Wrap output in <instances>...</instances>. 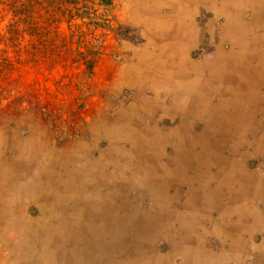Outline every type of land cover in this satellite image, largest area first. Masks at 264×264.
I'll use <instances>...</instances> for the list:
<instances>
[{
  "label": "rangeland",
  "instance_id": "rangeland-1",
  "mask_svg": "<svg viewBox=\"0 0 264 264\" xmlns=\"http://www.w3.org/2000/svg\"><path fill=\"white\" fill-rule=\"evenodd\" d=\"M117 2L111 0L106 9L99 0L86 1L89 17L103 14L108 20L85 36L63 26L61 37L70 42V49L57 48L54 68L44 61L38 67L29 62L32 50L25 38L21 76L0 83L6 92H0V264H70V255L82 259L75 252L86 248L88 257L80 264L130 260L150 264L156 259L164 264L165 255L155 252L164 244L163 239L155 245L164 236L163 230L158 231L160 223L153 227L157 214L165 220L167 210L171 222L180 220L182 211L172 206L179 198L184 202L176 203L177 208H183L187 198L197 208L199 194L203 199L204 190L220 185L219 167H228L225 183L230 179L229 186L220 185L226 193L222 197L238 200L230 178L237 165L212 166L219 152L214 141L221 134L220 117L186 115L174 96L165 100L151 83L140 84L143 89L136 85L133 66L128 64L133 54L123 47L125 42L136 45L140 38L117 25ZM205 17L202 12L201 21ZM5 25L6 21L0 22V33ZM82 38L85 47L79 44ZM219 39L207 35L190 50L195 75L208 77L202 68L209 56L205 64L217 55V61L229 66L232 55L231 60L241 53L254 60L261 55L256 46L230 54L225 52L229 41ZM220 44L223 50L218 52ZM156 47L138 64L153 59L154 65L161 56V47ZM216 96L210 98L212 105L219 99ZM51 160L57 167L49 165ZM237 185L249 192L257 181L241 180ZM34 187L44 190L45 196H34ZM157 192L161 196L154 203ZM18 256L24 257L23 262Z\"/></svg>",
  "mask_w": 264,
  "mask_h": 264
},
{
  "label": "crops",
  "instance_id": "crops-1",
  "mask_svg": "<svg viewBox=\"0 0 264 264\" xmlns=\"http://www.w3.org/2000/svg\"><path fill=\"white\" fill-rule=\"evenodd\" d=\"M202 12L203 16L208 15L202 19L203 22ZM114 15L117 25L135 32L140 38L136 45L125 42L123 47L124 51L129 50L133 54L128 64L133 66L131 73H134L136 85L142 88L143 85L140 84L148 81L152 85L155 84L159 91L158 95L164 93L165 100L170 95L174 96L176 104L180 102L179 109L186 115L191 114L192 117L205 115V118L209 115L219 116L220 120L217 122L220 123L218 129L221 134L218 137L219 142L214 141L219 152L217 157H214L217 164L212 161V166L228 162L237 165L235 169L238 174L236 172L230 174V178H234V181L232 179L231 181L235 183L233 192H237L239 196L237 201V196L222 197L226 193L220 185L229 186L230 179L228 178L225 183L224 174H227L228 167H219L220 185L213 190H204L203 199L199 194L197 208L190 206L189 198L183 208H177L176 203L184 202V198H179L172 202L174 203L172 206L178 212L182 211L180 216L177 215L180 220L171 222L167 210L165 220H161L157 214L153 227L160 223L161 228L158 231L163 230L164 233L161 234L165 237L155 241L156 245L159 240L164 239V244L158 252L155 250L156 255H165L164 264H264V0H118ZM218 21H221V24L217 26ZM207 35L213 37L217 35L220 38L219 43L229 41L230 49L225 52L230 54L246 52L247 49L250 51L254 46L261 48L259 51L263 59L258 55V60H254L251 54L246 56V53H241L239 59L231 60L235 55L231 56L229 59L231 64L228 66L217 61L215 55L211 58L213 61L206 65L209 56V59H205L206 62L200 60L204 61L202 69L205 67L204 71L208 77L195 75L196 72H191L195 64L189 63V57L191 58L189 53L195 46L201 44ZM156 45L161 47V56L155 59V65L151 63L153 59L139 65L138 62L143 60L141 56L153 48L158 49ZM217 50L218 52L223 50L221 44ZM242 58H245L244 61ZM149 72L154 75L148 74ZM139 79L143 81L140 82ZM191 81L197 84L201 82V87L195 89L188 86ZM191 88L196 91L194 94L189 91ZM205 88L209 91L207 92ZM213 94L219 99L212 105L209 98H212ZM138 107L145 110L142 104ZM227 116L230 118L223 119ZM223 133L225 137L222 136ZM227 134L229 136L226 138ZM199 146L202 148L203 144ZM49 165L57 167L52 160ZM241 180H256V189L255 186H251L249 192L248 187L241 189L237 185ZM33 194L45 196V191L35 188ZM155 194L153 201L158 203L156 197L159 192ZM159 212L163 213V210ZM84 251L75 253L84 260L88 257ZM75 255H70L68 259L72 261L70 264H80L79 261H83L81 258H75ZM23 258L18 256L17 260L23 262ZM126 263L142 264L131 260ZM13 264L17 263L14 261ZM150 264H158L157 259Z\"/></svg>",
  "mask_w": 264,
  "mask_h": 264
},
{
  "label": "trees",
  "instance_id": "trees-1",
  "mask_svg": "<svg viewBox=\"0 0 264 264\" xmlns=\"http://www.w3.org/2000/svg\"><path fill=\"white\" fill-rule=\"evenodd\" d=\"M86 1L0 0V22L6 21L0 33V46L3 45L0 48V83H8L15 74L21 76L20 70L25 63L21 57L26 49L25 38L29 39L32 50L29 62L38 67L44 61L54 68L57 48L70 49V42L61 37L63 26L68 32L76 30L79 36L90 35L91 29L104 26L107 17L103 14L98 19L89 17ZM99 1L110 9L111 0ZM79 44L85 47L87 42L82 38ZM9 52L14 55L9 56ZM3 85L0 92L4 93Z\"/></svg>",
  "mask_w": 264,
  "mask_h": 264
},
{
  "label": "bare ground",
  "instance_id": "bare-ground-1",
  "mask_svg": "<svg viewBox=\"0 0 264 264\" xmlns=\"http://www.w3.org/2000/svg\"><path fill=\"white\" fill-rule=\"evenodd\" d=\"M186 19H187V18H186ZM194 28H195V27H194ZM184 35H185V34H184ZM187 35H188V34H187ZM185 36H186V35H185ZM182 38H184V37L182 36ZM191 40H192V39H191ZM195 41H196V39H195ZM177 42H178V41H177ZM174 43H175V42H174ZM174 43H173V46H174ZM170 44H171V43H170ZM168 45H169V44H168ZM177 45H178V44H177ZM170 46H171V45H170ZM178 47H179V46H178ZM176 48H177V47H176ZM178 49H179V48H178ZM260 51H261V50H260ZM174 52H175V50H174ZM247 52H248V51H247ZM223 53H224V52H223ZM247 54H249V53H247ZM247 54H246V55H247ZM182 55H183V54H182ZM256 55H257V53H256ZM183 56H184V55H183ZM218 56H219V55H218ZM223 56H224V55H223ZM232 56H233V55H232ZM260 56L263 58L262 54H261ZM181 57H182V56H181ZM240 57H241V56H240ZM184 58H185V57H184ZM181 59H182V58H181ZM162 60H163V59H162ZM227 60H228V59H227ZM256 60H257V59H256ZM159 61H160V60H159ZM176 61H177V60H176ZM186 61H187V60H186ZM220 61H221V60H220ZM230 61H231V60H230ZM151 62H152V61H151ZM181 62H182V61H181ZM225 62H228V61H225ZM158 63H159V62H158ZM218 63H219V62H218ZM218 63H217V64H218ZM154 65H155V64H154ZM156 65H158V64H156ZM159 65H160V63H159ZM179 65H180V64H179ZM206 65H208V64H206ZM173 66H174V65H173ZM195 66H196V65H195ZM204 66H205V65H204ZM146 67H147V66H146ZM152 67H153V66H152ZM158 67H159V66H158ZM160 67H162V66H160ZM175 67H176V66H175ZM198 67H199V66H198ZM210 67H211V66H210ZM201 68H202V67H201ZM204 68H205V67H204ZM208 68H209V67H208ZM147 69H148V68H147ZM165 69H166V68H165ZM172 69H173V67H172ZM172 69H171V70H172ZM175 69H176V68H175ZM231 69H232V68H231ZM139 70H140V69H139ZM158 70H159V69H158ZM166 70H167V69H166ZM177 70H178V69H177ZM181 70H182V69H181ZM189 70H190V68H189ZM208 70H209V69H208ZM214 70H215V69H214ZM168 71H170V69H169ZM174 71H175L174 75H176V70H174ZM200 71H202V70H200ZM203 71H204V69H203ZM211 71H212V70H211ZM211 71H210V73L213 72V71H212V72H211ZM156 72H157V71H156ZM156 72H155V73H156ZM158 72H159V71H158ZM161 72H162V71H161ZM189 72H190V71H189ZM191 72H192V71H191ZM169 73H170V72H169ZM192 73H193V72H192ZM136 74H138V73H136ZM146 74H147V73H146ZM148 74H152V73L149 72ZM148 74H147V75H148ZM162 74H163V73H162ZM189 74H190V73H189ZM189 74H188V75H189ZM194 74H195V73H194ZM213 74H214V73H213ZM220 74H221V73H220ZM152 75H154V74H152ZM159 75H161V74H159ZM180 75H181V74H180ZM222 75H223V74H222ZM149 76H150V75H149ZM156 76H157V75H156ZM156 76H153V77L155 78ZM162 76H163V75H162ZM167 76H168V75H167ZM210 76H211V75H210ZM210 76H209V77H210ZM215 76H216V75H215ZM218 76H219V75H218ZM224 76H225V75H224ZM229 76H230V75H229ZM231 76L233 77L232 73H231ZM142 77H143V76H142ZM168 77H170V76H168ZM176 77H177V75H176ZM183 77H185V76H183ZM205 77H206V76H205ZM213 77H214V76H212L211 78L213 79ZM222 77H223V76H222ZM225 77H227V76H225ZM147 78H148V77H147ZM149 78H150V77H149ZM159 78H160V77H159ZM181 78H182V77H181ZM217 78H218V77H217ZM220 78H221V77H220ZM143 79H146V78H143ZM143 79H142V80L139 79V81H140V80L143 81ZM161 79H162V78H161ZM163 79H164V78H163ZM215 79H216V78H215ZM223 79H224V77H223ZM167 80H169V79H167ZM230 80H231V79H230ZM139 81H138V82H139ZM141 81H140V82H141ZM147 81H148V80H147ZM155 81H157V79H156ZM164 81H165V79H164ZM164 81H163V82H164ZM177 81H178V80H177ZM215 81H216V80H215ZM219 81H220V80H219V78H218V82H219ZM148 82H149V81H148ZM161 82H162V81H161ZM168 82H169V81H168ZM179 82H180V81H179ZM205 82H207V81H205ZM205 82H204V83H205ZM227 82H228V81H227ZM156 83H157V82H156ZM164 83H165V82H164ZM175 83H178V82L175 81ZM236 83H237V82H236ZM157 84H158V83H157ZM161 84H162V83H161ZM165 84H166V83H165ZM169 84H170V82H169ZM180 84H181V82H180ZM222 84H225V83H222ZM154 85H155V84H154ZM162 85H164V84H162ZM172 85H173V84H172ZM184 85H185V84H184ZM176 86H177V85H176ZM178 86H180V85H178ZM188 86H191L192 88L197 89V88L201 87V82H200L199 84H197L196 82L191 81V82L189 83ZM223 86H224V85H223ZM167 87H168V86H167ZM173 87H175V86H173ZM192 88H191L189 91H190L192 94H194L196 91H195L194 89H192ZM212 88H213V87H212ZM221 88H222V87H221ZM224 88H225V86H224ZM229 88H230V87H229ZM172 89H173V88H172ZM172 89H171V90H172ZM180 89H181V88H180ZM206 89H207V88H206ZM227 90H228V88H227ZM197 91H198V90H197ZM208 91H209V90L207 89V92H208ZM170 92H171V91H170ZM173 92H174V91H173ZM173 92H172V94H173ZM211 92H212V90H211ZM221 92H222V91H221ZM174 93H175V92H174ZM181 93H182V92H181ZM209 93H210V92H209ZM227 93H228V92H227ZM234 94H235V93H234ZM174 95H175V94H174ZM182 95L184 96V94H182ZM203 95H204V94H203ZM178 96H179V95H178ZM189 96H190V95H189ZM219 96H220V95H219ZM179 97H181V96H179ZM185 97H186V96H185ZM185 97H184V98H185ZM177 98H178V97H177ZM186 98H187V97H186ZM189 99H190V97H189ZM205 99H206V98H205ZM183 100H184V99H183ZM206 100H207V99H206ZM209 100H210V98H209ZM187 101H188V100H187ZM192 101H193V96H192ZM192 101H191V102H192ZM185 102H186V100H185ZM185 102H184V103H185ZM212 102H213V101H212ZM186 103H188V102H186ZM217 104H218V103H217ZM183 105H184V104H183ZM192 105H193V104H192ZM210 105H211V104H210ZM190 106H191V105H190ZM194 107H195V106H194ZM213 107H214V106H213ZM211 108H212V107H211ZM186 109H187V108H186ZM208 109H209V108H208ZM192 110H193V109H192ZM210 110H211V109H210ZM210 112H211V111H210ZM208 114H209V113H208ZM213 114H214V113H213ZM204 116H205V115H204ZM210 116H211V115H209V117H210ZM207 120H208V119H207ZM211 120H213V119H211ZM210 123H211V122H210ZM210 123H209V124H210ZM127 131H128V130H127ZM183 136H184V135H182V137H183ZM33 137H34V136H33ZM38 143H39V142H38ZM37 146H38V145H37ZM60 167H61V166H60ZM20 169H21V168H20ZM75 170H76V169H75ZM123 170H124V169H123ZM90 171H91V170H90ZM59 172H60V171H59ZM71 174H72V173H71ZM97 185H98V184H97ZM29 186H30V185H29ZM30 187H31V186H30ZM56 187H57V186H56ZM28 188H29V187H28ZM34 188H35V187H34ZM34 188H33V189H34ZM58 188H60V187H58ZM33 189H32V190H33ZM55 190H56V188H55ZM114 190H115V189H114ZM27 191H28V190H27ZM33 191H34V190H33ZM49 191H50V190H49ZM76 192H77V191H76ZM103 193H104V192H103ZM27 194H28V193H27ZM56 194H57V193H56ZM98 194H100V193H98ZM31 195H32V194H31ZM76 195H77V194H76ZM155 195H156V194H155ZM26 196H27V195H26ZM36 196H37V195H36ZM41 196H42V195H41ZM74 196H75V195H74ZM79 196H80V195H79ZM99 196H100V195H98V197H99ZM105 196H106V195H105ZM38 197H39V196H38ZM101 197H102V196H101ZM28 198H29V197H28ZM74 198H75V197H74ZM33 199H34V198H33ZM102 199H104V197H102ZM102 199H101V200H102ZM68 201H69V200H68ZM71 202H72V201H71ZM101 206H102V205H101ZM44 208H45V207H44ZM71 208H72V207H71ZM86 208H87V207H86ZM86 208H85V209H86ZM94 208H95V207H94ZM94 208H93V209H94ZM88 209H89V208H88ZM70 211H71V210H70ZM78 211H80V210H78ZM78 211H77V212H78ZM75 213H76V212H75ZM79 213H80V212H79ZM80 214H81V213H80ZM96 214H98V213H96ZM71 215H72V214H71ZM66 216H67V215H66ZM73 216L75 217V215H73ZM80 216H82V214H81ZM91 216H92V215H91ZM75 218H79V216L77 215ZM80 220H81V218H80ZM80 220H79V221H80ZM61 221H62V220H61ZM82 221H83V220H82ZM77 222H78V221H77ZM85 222H86V220H85ZM94 223H96V222H94ZM92 226H93V225H92ZM56 231H59V229L56 230ZM59 234H61V232H60ZM59 245H60V244H59ZM62 258H63V257H62ZM62 258H61V259H62ZM38 262H39V261H38ZM71 262H72V261H71ZM71 262H70V263H71Z\"/></svg>",
  "mask_w": 264,
  "mask_h": 264
}]
</instances>
